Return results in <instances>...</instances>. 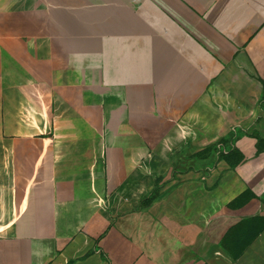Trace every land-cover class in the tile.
Here are the masks:
<instances>
[{"label": "crops", "instance_id": "1", "mask_svg": "<svg viewBox=\"0 0 264 264\" xmlns=\"http://www.w3.org/2000/svg\"><path fill=\"white\" fill-rule=\"evenodd\" d=\"M263 83L264 0H0V264H264Z\"/></svg>", "mask_w": 264, "mask_h": 264}, {"label": "rangeland", "instance_id": "2", "mask_svg": "<svg viewBox=\"0 0 264 264\" xmlns=\"http://www.w3.org/2000/svg\"><path fill=\"white\" fill-rule=\"evenodd\" d=\"M259 101H261V99ZM230 141H232V138L220 141L222 142L223 147H219L216 144H213L206 149L195 153L193 156H190L189 161L185 159V156L182 157V155H184L182 154L179 156L180 159H178V162L184 164V166H189L190 170L210 167L222 156L221 151L223 150V148H227L229 146ZM177 169L181 170L182 168L179 167Z\"/></svg>", "mask_w": 264, "mask_h": 264}, {"label": "trees", "instance_id": "3", "mask_svg": "<svg viewBox=\"0 0 264 264\" xmlns=\"http://www.w3.org/2000/svg\"><path fill=\"white\" fill-rule=\"evenodd\" d=\"M261 101H259V105H260V108L261 110L263 111L264 113V83H263V90H262V95H261ZM155 198V193L152 194L149 198H147L146 200L143 201V205H146L148 204V202H150L151 200H153Z\"/></svg>", "mask_w": 264, "mask_h": 264}]
</instances>
